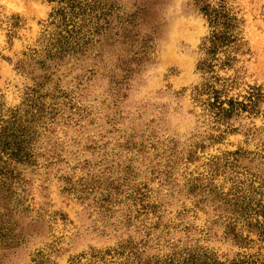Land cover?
<instances>
[{"label":"rangeland","instance_id":"1","mask_svg":"<svg viewBox=\"0 0 264 264\" xmlns=\"http://www.w3.org/2000/svg\"><path fill=\"white\" fill-rule=\"evenodd\" d=\"M256 223L264 0H0V264H264Z\"/></svg>","mask_w":264,"mask_h":264},{"label":"trees","instance_id":"2","mask_svg":"<svg viewBox=\"0 0 264 264\" xmlns=\"http://www.w3.org/2000/svg\"><path fill=\"white\" fill-rule=\"evenodd\" d=\"M203 13L204 16L207 19L208 25L210 27V35L208 37L209 40V46L208 49L211 51H214L219 43L224 41L225 39V28H227L226 20H228L226 14L221 13V9H209L208 5L200 6L199 8ZM258 227H261L259 230L260 237H264V225L260 224ZM209 259H205L201 261V264H253L254 262L249 258H240V259H233L228 263H225L224 261H218L216 259H212L211 261H208Z\"/></svg>","mask_w":264,"mask_h":264}]
</instances>
